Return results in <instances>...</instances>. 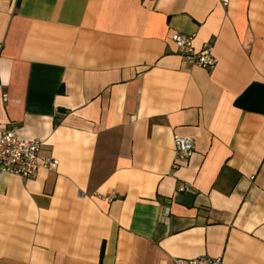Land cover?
Instances as JSON below:
<instances>
[{"label":"crops","instance_id":"1","mask_svg":"<svg viewBox=\"0 0 264 264\" xmlns=\"http://www.w3.org/2000/svg\"><path fill=\"white\" fill-rule=\"evenodd\" d=\"M254 81L264 0H0V127L55 160L0 174V264H264V114L235 104Z\"/></svg>","mask_w":264,"mask_h":264},{"label":"built area","instance_id":"2","mask_svg":"<svg viewBox=\"0 0 264 264\" xmlns=\"http://www.w3.org/2000/svg\"><path fill=\"white\" fill-rule=\"evenodd\" d=\"M224 4L228 0H221ZM172 40L180 54L189 62L211 70L217 64L213 54V42L207 41L200 50L193 46V36L174 32ZM176 148L175 167L186 162L194 153L193 138L178 133L174 134ZM53 157L43 154V141L39 138H24L15 127H0V174L10 173L25 178L33 177L40 169L51 167ZM181 189H186L184 185ZM176 264H224L221 256L202 255L192 259L176 258Z\"/></svg>","mask_w":264,"mask_h":264},{"label":"trees","instance_id":"3","mask_svg":"<svg viewBox=\"0 0 264 264\" xmlns=\"http://www.w3.org/2000/svg\"><path fill=\"white\" fill-rule=\"evenodd\" d=\"M237 106L264 114V82L254 81L235 101Z\"/></svg>","mask_w":264,"mask_h":264},{"label":"bare ground","instance_id":"4","mask_svg":"<svg viewBox=\"0 0 264 264\" xmlns=\"http://www.w3.org/2000/svg\"><path fill=\"white\" fill-rule=\"evenodd\" d=\"M184 190V189H183Z\"/></svg>","mask_w":264,"mask_h":264}]
</instances>
